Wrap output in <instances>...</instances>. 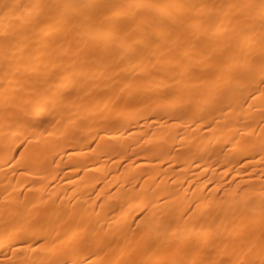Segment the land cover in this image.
<instances>
[{"label":"bare ground","instance_id":"6f19581e","mask_svg":"<svg viewBox=\"0 0 264 264\" xmlns=\"http://www.w3.org/2000/svg\"><path fill=\"white\" fill-rule=\"evenodd\" d=\"M0 264H264V0H0Z\"/></svg>","mask_w":264,"mask_h":264}]
</instances>
